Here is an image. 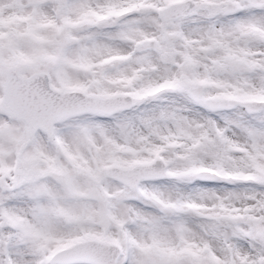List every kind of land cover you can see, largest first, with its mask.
<instances>
[{"label":"snow or ice","instance_id":"1","mask_svg":"<svg viewBox=\"0 0 264 264\" xmlns=\"http://www.w3.org/2000/svg\"><path fill=\"white\" fill-rule=\"evenodd\" d=\"M0 264H264V0H0Z\"/></svg>","mask_w":264,"mask_h":264}]
</instances>
